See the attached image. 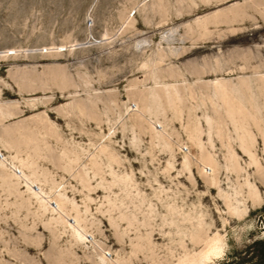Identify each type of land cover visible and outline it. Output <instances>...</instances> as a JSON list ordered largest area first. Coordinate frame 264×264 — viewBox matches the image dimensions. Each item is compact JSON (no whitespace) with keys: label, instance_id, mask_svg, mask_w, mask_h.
<instances>
[{"label":"rangeland","instance_id":"rangeland-1","mask_svg":"<svg viewBox=\"0 0 264 264\" xmlns=\"http://www.w3.org/2000/svg\"><path fill=\"white\" fill-rule=\"evenodd\" d=\"M260 175L264 0H0V264H259Z\"/></svg>","mask_w":264,"mask_h":264},{"label":"trees","instance_id":"trees-1","mask_svg":"<svg viewBox=\"0 0 264 264\" xmlns=\"http://www.w3.org/2000/svg\"><path fill=\"white\" fill-rule=\"evenodd\" d=\"M254 249V257L259 259V264H264V240H258L255 241L252 244V247Z\"/></svg>","mask_w":264,"mask_h":264},{"label":"bare ground","instance_id":"bare-ground-1","mask_svg":"<svg viewBox=\"0 0 264 264\" xmlns=\"http://www.w3.org/2000/svg\"><path fill=\"white\" fill-rule=\"evenodd\" d=\"M212 173L214 172V170L213 169H209ZM206 172H208V171H206ZM259 180H261V181H263L264 182V178L260 175L259 176ZM57 208V207H56ZM215 244V243H214ZM221 250V249H220ZM214 251V250H213ZM212 252V251H211ZM210 253V252H209ZM215 253V252H214ZM210 255V254H209Z\"/></svg>","mask_w":264,"mask_h":264}]
</instances>
